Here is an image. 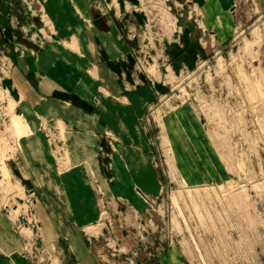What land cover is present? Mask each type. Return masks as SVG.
Instances as JSON below:
<instances>
[{
    "label": "rangeland",
    "instance_id": "374dc122",
    "mask_svg": "<svg viewBox=\"0 0 264 264\" xmlns=\"http://www.w3.org/2000/svg\"><path fill=\"white\" fill-rule=\"evenodd\" d=\"M202 4L0 0V264H264V0ZM80 60L62 101L10 86Z\"/></svg>",
    "mask_w": 264,
    "mask_h": 264
},
{
    "label": "crops",
    "instance_id": "0c3cea01",
    "mask_svg": "<svg viewBox=\"0 0 264 264\" xmlns=\"http://www.w3.org/2000/svg\"><path fill=\"white\" fill-rule=\"evenodd\" d=\"M202 1H203V4L200 6H201V9H202V7L204 8L203 13L201 14V16H203L202 18L204 19V21H207L209 19V21L212 23L217 22L215 15L217 16L218 14L221 13V10L223 9V7H225L227 5V0H209V2H208V0H202ZM90 3L91 2L89 1L88 5H86V3L83 4L84 8L87 10V12L89 14V16H88V18H90L89 19V25H90L89 28L91 29V27H93L95 33H97L96 29L99 30L100 28H102L100 35H103V36L105 35V38L107 40L106 41V48L103 45L99 47V54L102 55L104 52H106L105 59L116 61V60H118V58L120 56H116L114 53H111L113 51V44L111 43V41H109V38H111V37L113 38V36L117 37V35H115V33L118 32V25H116V24H118V22L114 20L115 18L113 16H111L109 12L108 13L101 12V14H100V13L95 11V13L93 15H91L92 12L90 14L88 9H87V7L90 5ZM78 22L80 23V21H78ZM104 26H105V28H103ZM214 29L216 30V32L218 31V29L216 27ZM82 31H85V30L82 27H78L77 32L79 33ZM52 48H53V52L51 53V54H53L52 59L58 58L57 53H58V55L59 54L61 55V56H59L61 58H65V59L69 58V56H70L69 50H67L68 53H66V52H60L59 53L60 49L58 47L52 45ZM43 53L44 52H42V54L40 55L41 58L45 55L49 56L48 52L45 54H43ZM92 58H94L93 54H92ZM84 61H86V60H84ZM103 62H104V64L102 62H99L97 64V66L94 70L95 76H97V77L105 76V77L109 78L108 74L104 73V72H108V70L113 72L114 75L117 74L114 71H120L121 70L123 76H125V70L127 69L126 66H122L121 68L119 67L118 69H116V67L111 68L110 66H108L106 61H103ZM82 63H83L82 60H80V64L75 62L71 68L68 67L67 73L65 74L63 80H61V81H57V78L59 75H56L58 73H55L53 70H47L46 73L43 74V73H39L38 70L35 69L34 67L33 68L28 67V69H26L27 74H25L24 71L22 72V70L17 65H13V67L11 68L12 70H11V75H10L11 76V78H10V84L11 85L10 86H11V88L12 87H15V88L21 87L22 88L21 92L24 94V98L27 101V103H34L38 100L39 97L45 98L48 96L52 100L62 101L63 98H61V96L64 95L63 93H68V90H66L64 87H62V85L66 84V83H68V84L73 83L74 80H76V77L79 79V71L83 70ZM53 67L57 68L54 64H53ZM65 67H67V66H65ZM31 70H33L34 76H32V74L29 73ZM135 82L140 83L137 79L135 80ZM126 83H128V82H124L125 85H126ZM83 85H85V82L79 83V87H81ZM54 94H56V95L53 96ZM46 100H48V99L46 98ZM119 108H120V105L117 104L115 106V111L120 110ZM172 247L173 246L169 247V249L166 251V254L164 255V257L169 262H178L177 253H176L175 249Z\"/></svg>",
    "mask_w": 264,
    "mask_h": 264
}]
</instances>
